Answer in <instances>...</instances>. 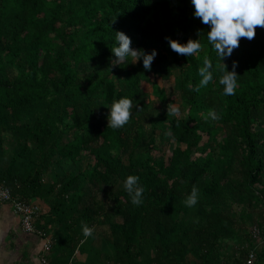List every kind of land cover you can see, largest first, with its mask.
Listing matches in <instances>:
<instances>
[{
    "label": "trees",
    "instance_id": "obj_1",
    "mask_svg": "<svg viewBox=\"0 0 264 264\" xmlns=\"http://www.w3.org/2000/svg\"><path fill=\"white\" fill-rule=\"evenodd\" d=\"M193 13L191 0H0V185L46 205L49 254L244 264L249 248L264 264L248 233L264 235V28L221 60ZM115 31L156 49L150 71L112 63ZM166 38L202 47L186 57ZM205 59L213 79L197 91ZM233 62L237 86L225 95L219 78ZM123 97L130 120L107 127V106ZM129 175L141 205L124 188Z\"/></svg>",
    "mask_w": 264,
    "mask_h": 264
},
{
    "label": "clouds",
    "instance_id": "obj_2",
    "mask_svg": "<svg viewBox=\"0 0 264 264\" xmlns=\"http://www.w3.org/2000/svg\"><path fill=\"white\" fill-rule=\"evenodd\" d=\"M191 4L194 7V17L199 18L201 23L210 26V30L206 34L207 40L215 48L221 60L231 56L233 50L239 47L241 38L252 40L256 36L257 27L264 28V0H191ZM115 33L117 46L111 49L114 55L112 63L114 65L125 62L135 64L142 60L144 70L150 71L152 62L157 55L156 49L146 52L141 48H133L132 40L128 35L122 31H115ZM166 39L171 50L186 57L198 53L202 47L199 39H189L186 43H180L171 38ZM129 58H131L130 61ZM223 66L224 74L219 78V83L224 86L225 95H232L237 86L236 62H233L232 70H228L224 63ZM210 69L211 64L205 59L204 67L199 70L202 78L197 91H199V87L206 86L213 79ZM107 107L109 109L107 127L113 129L125 126L133 114L132 99L127 97L113 101ZM173 111L176 110L173 109ZM213 118H216L215 115ZM124 188L129 193L132 204L141 205L143 203L144 189L139 185L138 176H127ZM198 195V189L193 187L185 197V205L194 207L198 203ZM82 232L83 236L88 238L92 236L93 228L85 224L82 226Z\"/></svg>",
    "mask_w": 264,
    "mask_h": 264
},
{
    "label": "crops",
    "instance_id": "obj_3",
    "mask_svg": "<svg viewBox=\"0 0 264 264\" xmlns=\"http://www.w3.org/2000/svg\"><path fill=\"white\" fill-rule=\"evenodd\" d=\"M33 204L39 206L41 215L36 217L35 228L50 231L53 227L47 217L48 208L39 200L33 201ZM41 244L39 237L22 232L18 216L10 206L0 202V264H37ZM49 259L53 264H91L86 253H77L73 260L48 254Z\"/></svg>",
    "mask_w": 264,
    "mask_h": 264
},
{
    "label": "built area",
    "instance_id": "obj_4",
    "mask_svg": "<svg viewBox=\"0 0 264 264\" xmlns=\"http://www.w3.org/2000/svg\"><path fill=\"white\" fill-rule=\"evenodd\" d=\"M0 202L10 206L13 213L18 216L22 232L35 235L41 240V251L37 264H49L47 257L51 251L52 238L44 234L42 231L37 230L34 226L35 219L40 213L39 206L20 200L17 196H13L9 189L1 185ZM248 233L252 242H254L256 245L259 244L264 246V235L261 234L256 225L251 226L248 229ZM253 251L254 250L246 248L244 264H254L255 253Z\"/></svg>",
    "mask_w": 264,
    "mask_h": 264
},
{
    "label": "rangeland",
    "instance_id": "obj_5",
    "mask_svg": "<svg viewBox=\"0 0 264 264\" xmlns=\"http://www.w3.org/2000/svg\"><path fill=\"white\" fill-rule=\"evenodd\" d=\"M143 88H144V91L145 92H149V90H150V86L149 85H147V84H143ZM178 100V99H177ZM179 106H177V105H173V106H171V109H177ZM177 114H179V113H177Z\"/></svg>",
    "mask_w": 264,
    "mask_h": 264
}]
</instances>
